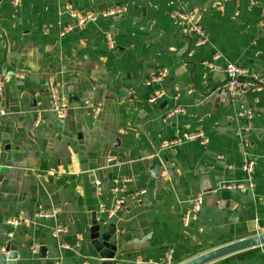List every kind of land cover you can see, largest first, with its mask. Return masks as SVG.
Returning a JSON list of instances; mask_svg holds the SVG:
<instances>
[{
  "label": "crops",
  "instance_id": "obj_1",
  "mask_svg": "<svg viewBox=\"0 0 264 264\" xmlns=\"http://www.w3.org/2000/svg\"><path fill=\"white\" fill-rule=\"evenodd\" d=\"M119 6L128 11L105 15ZM178 11L207 40L175 23ZM229 62L260 82L231 94ZM51 78L70 100L63 118ZM185 132L207 142L162 148ZM0 143V251L18 252L16 264L98 263L94 212L115 228L118 264H179L264 233V0H0ZM124 179L129 193L113 194ZM198 193L202 209L185 224ZM118 201L109 217L102 206ZM209 264H264V245Z\"/></svg>",
  "mask_w": 264,
  "mask_h": 264
},
{
  "label": "built area",
  "instance_id": "obj_2",
  "mask_svg": "<svg viewBox=\"0 0 264 264\" xmlns=\"http://www.w3.org/2000/svg\"><path fill=\"white\" fill-rule=\"evenodd\" d=\"M224 1H227V0H224ZM127 11H128V7L119 6V7H115L109 10L107 13H105V15H112V14L116 15V14H120V13L127 12ZM94 14L95 13L93 11L85 12L81 17L77 18L76 24L78 26L84 25L87 21L94 18ZM174 20H175V23H177L178 25L187 26L193 31L200 34L201 43L207 40L206 34L204 30L201 28V26L195 23L192 17L188 15L186 12L184 11L176 12L174 15ZM225 71L228 77V82L226 83L225 87L231 94L235 92H239L242 89L249 88L250 86L249 80L251 79L255 82H260V79L257 75H251L248 69L244 68L243 66L232 63V62L227 63ZM165 76H166V71L163 73H160L158 76L148 79L146 81V84L151 85L152 83H158ZM255 85L258 87L259 90L262 89L261 85H259L258 83L254 84V86ZM49 90H50V95H51L52 109L56 113L57 117L63 118L66 110L68 109L70 105V100L63 91L59 90V83L55 82L53 78L50 79ZM161 96H162V93L160 92L159 94H156L155 96L151 97L150 101L155 102L158 99V97H161ZM94 111L96 113L99 111V109L96 108L94 109ZM181 111H183L182 108L174 109L173 111L167 114L165 119ZM40 121H41V115H38L37 123H39ZM196 139H201L203 142H207V139L205 138L202 132H185V133L178 134L175 138H173L170 141L162 143L161 146L163 149L173 148V147L181 145L184 142L196 140ZM0 151H1V143H0ZM254 165H255L254 161L250 158H247L244 162L243 168L250 176L253 174V170L255 167ZM127 182H128L127 179H124L122 182L114 181L113 185L111 186V192L115 195H123L125 193H129L127 189ZM95 184L98 187V191L101 193L102 192L101 181L96 180ZM225 187L231 188L230 185H226ZM237 187L242 188L243 185L238 184ZM143 192L144 191L134 192V195L138 197L139 194ZM203 204H204L203 193L196 194L192 200V208L188 210V212L186 213L184 217L185 224H190L191 221L197 218L198 213L201 211ZM121 208H122L121 201H118L115 208L112 210L107 211L106 208L102 206V209L109 213V217H111L115 213V211ZM52 215L53 213L40 212L38 213L37 216L39 218H42V217H50ZM9 222L14 226H18L19 224L18 220H12ZM65 230L66 229L63 227H56L54 231V235L57 237L60 233L64 232ZM172 262H173L172 256L169 255L167 258L166 264H172Z\"/></svg>",
  "mask_w": 264,
  "mask_h": 264
},
{
  "label": "water",
  "instance_id": "obj_3",
  "mask_svg": "<svg viewBox=\"0 0 264 264\" xmlns=\"http://www.w3.org/2000/svg\"><path fill=\"white\" fill-rule=\"evenodd\" d=\"M227 82L228 79L224 82V85ZM253 82L255 83V81ZM216 88L217 87H214L209 92V94H212ZM253 89V87L250 88V90L245 95L246 101L250 108L253 107L250 101V93L253 91ZM153 172L154 174L158 175L159 168L156 166ZM32 215L33 211L32 207H30L26 210L24 217L26 219L32 220ZM90 223V237L92 239L94 249L100 257V260L96 264H118V262L124 258V255L119 250L121 243L112 239L115 233L114 226L110 224L108 227H105L103 224L99 223L96 212L92 213ZM262 245H264V233L246 237L244 239L216 247L179 264H209L236 253ZM46 250L47 247L42 246L40 248V256L45 257ZM18 256V252L10 251L9 248L5 249L4 251H0V264H16Z\"/></svg>",
  "mask_w": 264,
  "mask_h": 264
},
{
  "label": "rangeland",
  "instance_id": "obj_4",
  "mask_svg": "<svg viewBox=\"0 0 264 264\" xmlns=\"http://www.w3.org/2000/svg\"><path fill=\"white\" fill-rule=\"evenodd\" d=\"M172 264H173V262H172Z\"/></svg>",
  "mask_w": 264,
  "mask_h": 264
}]
</instances>
